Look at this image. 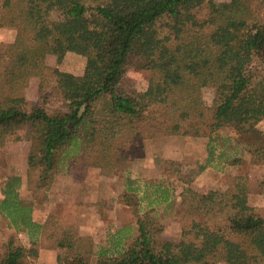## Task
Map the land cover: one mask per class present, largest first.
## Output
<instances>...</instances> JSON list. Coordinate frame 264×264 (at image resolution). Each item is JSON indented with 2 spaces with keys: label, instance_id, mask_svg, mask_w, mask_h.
I'll use <instances>...</instances> for the list:
<instances>
[{
  "label": "trees",
  "instance_id": "trees-1",
  "mask_svg": "<svg viewBox=\"0 0 264 264\" xmlns=\"http://www.w3.org/2000/svg\"><path fill=\"white\" fill-rule=\"evenodd\" d=\"M1 25L15 36L0 44V147L7 133L24 131L31 199L19 197V176L0 182V215L28 240V247L9 242L0 264L37 259L40 247L64 249L62 264H264V218L249 206L247 177L225 190L183 186L177 241L158 240L154 217L144 213L136 230L111 232L95 250L78 230V210L33 216L62 170L75 183L92 168L101 176L124 171L135 152L143 158L147 141L207 138L208 166L218 133L229 130L249 164L264 167V130L257 128L264 75L253 68L264 65L260 0H0ZM67 53L85 58L81 75L46 64ZM129 68L149 72L145 90L124 86ZM34 78L39 91L54 80L64 112L29 106ZM204 89L213 93L209 106ZM153 162L161 176L179 178L178 161Z\"/></svg>",
  "mask_w": 264,
  "mask_h": 264
},
{
  "label": "rangeland",
  "instance_id": "rangeland-1",
  "mask_svg": "<svg viewBox=\"0 0 264 264\" xmlns=\"http://www.w3.org/2000/svg\"><path fill=\"white\" fill-rule=\"evenodd\" d=\"M260 3L261 15L264 17V0H260ZM14 36V29L6 25L0 26V44L12 41ZM212 37L215 43L222 42L221 31L213 32ZM85 62L84 57L74 53H67L58 65L55 57L48 56L46 59L48 66L58 67L59 70L74 75L83 73ZM253 68L257 75H264V65L255 63ZM148 77V71L129 68L124 77V86L133 92L143 91ZM25 96L30 107H43L48 114L66 110L53 79L42 91H39L38 80L32 79ZM212 97L211 89L203 90L207 106L211 104ZM257 128L263 131L264 121ZM232 136L229 130L218 133V139L214 143L216 150L208 166L207 138L173 137L145 142L143 158H136L138 156L135 152L124 171L113 172L108 176H101L98 169L92 168L91 175L88 172L84 182L75 183L72 175L62 170L49 192L48 202L37 204L33 216L37 221H42L56 209L61 210L64 215L69 210H78V230L94 239L97 247L95 250L106 246L107 235L111 232L125 226L136 230V221L144 213L154 217L156 227L160 229L158 240L177 241L180 237L179 215L183 210L177 195L183 186H190L200 192L225 190L233 186L240 177H247L249 206L254 214L264 218V167L250 165L243 147L237 145ZM28 151L29 142L25 139L24 131L7 133L5 144L0 147V182L9 176H19L21 184L17 191L23 200L31 199L26 183ZM155 157L178 161L179 178L161 176L159 166L153 162ZM200 167L205 168L200 171ZM164 190L170 194L165 202ZM127 198H131V206L127 203ZM7 224L9 225L8 220H0V227H4L0 232V257L6 253L9 242L15 246L28 247L26 235L17 233L13 226L8 227ZM63 254L62 248L40 247L37 259H26L22 264H62Z\"/></svg>",
  "mask_w": 264,
  "mask_h": 264
},
{
  "label": "crops",
  "instance_id": "crops-1",
  "mask_svg": "<svg viewBox=\"0 0 264 264\" xmlns=\"http://www.w3.org/2000/svg\"><path fill=\"white\" fill-rule=\"evenodd\" d=\"M12 41H13V40H12ZM12 41H9V42H7V43H10V42H12ZM168 159H169V158H168ZM171 160H173V159H171ZM90 171H91V170L89 169V170H88V172H89L88 174H89V175H91V174H90ZM97 174H98V173H97ZM99 176H100V175H99ZM100 178H101V176H100ZM99 182L102 183L101 181H99ZM2 219H4V218L0 215V220H2ZM4 220H5V219H4ZM7 226L10 227L8 224H7ZM3 228H4V227H0V232L3 231ZM12 228H13V227H12ZM15 231H16V230H15ZM16 232L19 233V234H20V233H21V234L23 233V231H16ZM105 244H107V242H106Z\"/></svg>",
  "mask_w": 264,
  "mask_h": 264
}]
</instances>
